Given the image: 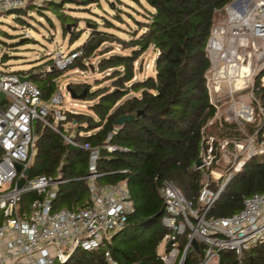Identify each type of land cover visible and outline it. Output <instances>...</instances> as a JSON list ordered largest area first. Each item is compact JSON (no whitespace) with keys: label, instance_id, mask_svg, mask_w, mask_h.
Returning <instances> with one entry per match:
<instances>
[{"label":"trees","instance_id":"16d2710c","mask_svg":"<svg viewBox=\"0 0 264 264\" xmlns=\"http://www.w3.org/2000/svg\"><path fill=\"white\" fill-rule=\"evenodd\" d=\"M99 1H32L25 8L5 13L16 15V20L21 23L31 12H37L51 22L47 16L50 12L59 20L63 34L72 36L70 41L74 44L80 37V33L75 35L74 30L78 28L79 18L67 14L66 9L75 11L84 7L87 10L88 5ZM134 1L145 5L147 11L145 22H136L141 34H135L134 39L127 42L113 33L99 30L94 22L91 24L93 33L76 49L82 51V56L70 66V69H86V61L101 56L99 73L106 74L104 81L111 80L112 87L92 91L89 84L71 86L77 94L87 90L85 101L95 102L89 106L93 114L68 113V121L78 130L76 146L40 121L35 122L36 154L29 176H48L65 181L59 185L53 200L55 210L84 207L90 198L86 179L90 174V155L93 149H97L96 168L101 175L98 184H125L134 204L127 226L113 237L109 245L114 259L118 264H163L158 259L157 250L168 230L162 225L166 208L161 190L166 181L172 182L185 199L198 206V196L205 183L203 172L195 169L194 164L209 148L208 123L215 116L206 89V74L210 67L206 44L211 28L226 16L224 8L233 0ZM110 6L114 9L113 5ZM117 19L122 21L120 17ZM105 25L107 29L113 27L109 21ZM114 43L131 52L112 53ZM150 48L157 53L156 74L138 81L136 63ZM8 59L5 54L2 62L6 63ZM54 64L52 60L37 69L43 71L47 65L52 68ZM17 73L28 74L30 81L42 90L45 101L57 92V80L63 74L58 69L46 70L43 76L35 72ZM262 77L264 70L254 80L253 93L262 108L263 118L258 125L245 124V131L255 137L257 146L264 145ZM125 116H131V119L118 126V120ZM221 125L225 131L236 129V125ZM85 144L90 150L82 148ZM260 193H264V153L250 157L232 175L206 218L238 212L245 197ZM42 198L36 192L27 193L22 198V207L27 210L31 203ZM196 260L193 253L188 254L186 264ZM241 263L264 264V241L244 251ZM63 264L108 262L103 250H77ZM219 264L238 263L233 252H222Z\"/></svg>","mask_w":264,"mask_h":264},{"label":"built area","instance_id":"2783aa9c","mask_svg":"<svg viewBox=\"0 0 264 264\" xmlns=\"http://www.w3.org/2000/svg\"><path fill=\"white\" fill-rule=\"evenodd\" d=\"M32 1L40 0H0V13L25 8ZM224 11L226 16L213 25L206 44L210 62L206 74L209 104L216 111V105L226 96L230 98L228 112L232 116L252 118L254 103L259 118H263L253 87L264 70V0H233ZM81 56L80 50L60 54L49 71L63 70ZM23 77L30 76L0 71V92L6 96L0 103V264H63L77 250H103L108 264H118L109 245L134 212L126 185L98 184L99 152L93 149L86 178L90 193L86 205L75 210L54 209L58 187L65 181L48 176L30 178L26 174L36 154L35 122L40 121L76 146V140L70 139L74 124L68 121V113L79 112L61 109L65 101L61 88L45 101L42 90L31 81L23 82ZM247 94L246 100L242 96ZM82 148L90 150L88 144ZM262 153L264 146L260 148L259 154ZM203 157L204 154L201 159L206 163ZM230 178L220 184L219 177L206 181L198 196V206L185 199L172 182L163 184L166 214L162 225L168 234L157 250L163 264H186L188 254L192 253L197 257L192 264H219L222 252H233L240 262L244 251L264 241V193L245 197L241 209L229 216L206 218ZM21 179L25 183L20 189ZM212 181L216 184L213 191L207 189ZM30 192L43 198L26 210L22 198Z\"/></svg>","mask_w":264,"mask_h":264},{"label":"rangeland","instance_id":"374dc122","mask_svg":"<svg viewBox=\"0 0 264 264\" xmlns=\"http://www.w3.org/2000/svg\"><path fill=\"white\" fill-rule=\"evenodd\" d=\"M142 2V1H141ZM113 5L114 9L110 6ZM145 6V5H144ZM137 4L134 0H100L99 3H93L86 7L77 8L75 11L66 9L67 14H71L78 19L75 35L80 33V37L74 44H71V35L65 36L61 24L57 17L52 13H47L51 22L46 17L40 16L37 12H31L24 17L23 22L19 23L16 15L0 13V71L7 72H34L38 75H44L46 70L51 66L47 65L43 71L37 69L43 64H47L55 59L58 55H68L78 47L82 46L90 34L93 33L92 25L96 22L99 30L115 34L118 38L127 42L134 39L135 34H141V29L136 22H145L147 11L145 7ZM120 17L122 21H119ZM113 24L110 29L106 28V22ZM90 22V23H89ZM5 33L7 35H5ZM112 53L129 54L130 49H123L119 44L114 43ZM7 54L9 59L6 63L2 62V57ZM110 54L106 55L108 57ZM157 53L150 48L136 63L138 69L136 80L142 81L149 76H154L155 59ZM101 56H95L86 61V69H70V66L61 70L63 74L58 78V89L64 94V104L61 107L63 111L76 110L79 113L93 114L90 110L91 105L95 102L85 100H75L68 94L66 87L76 84H89L92 91L102 87H112V81H104L105 73H99L98 62ZM74 64V63H73ZM72 64V65H73ZM55 70V69H54ZM140 70V71H139ZM262 84H264V79ZM103 82L98 85V82ZM261 82V81H260ZM224 90L221 91V96ZM236 96V98H240ZM246 100L247 95H243ZM6 96L0 92V103L5 100ZM229 97L223 96L222 100L216 105L214 118L208 123L209 135L207 144L212 151L210 159L204 154L206 163L199 168L203 172V181L217 180L223 183L228 177L238 172L243 163L254 154L259 155L260 148L264 145H255V137L248 135L245 131V124L260 123L258 109L253 103L254 114L252 118H235L228 112ZM77 104V107L74 105ZM83 106H86L83 108ZM222 123L236 125L233 131H225L221 126ZM72 134L76 128L73 125ZM238 134L237 136L235 134ZM235 143V145H234ZM207 163H210L207 165ZM238 169V170H237ZM225 188V187H224ZM243 255L238 264H242Z\"/></svg>","mask_w":264,"mask_h":264},{"label":"water","instance_id":"95a60500","mask_svg":"<svg viewBox=\"0 0 264 264\" xmlns=\"http://www.w3.org/2000/svg\"><path fill=\"white\" fill-rule=\"evenodd\" d=\"M21 80H22L23 82H24V81H30L31 78H30V77H23V78H21ZM66 90H67L68 94L71 96V98H73V99H75V100H85V97H86V95H87V90H84V92L81 93V94H77V93L71 88V86H69V85L66 87ZM130 119H131V116H125V117H122V118H120V119L118 120L117 125H118V126H122L126 121H128V120H130ZM77 131H78L77 128H75L74 131H73V133L70 135V139H71L72 141H75V140H76ZM201 166H202V159H201V157H199V158L196 160L195 164H194V168H195V169H198V168H200ZM26 174L29 175V174H30V170H28V171L26 172ZM24 183H25V179H21V180L19 181V183H18V188L21 189V188L24 186ZM215 186H216V184L212 181V182L207 186V189L213 191V190L215 189ZM192 245H193V247H194L195 249L197 248V243H196L194 240L192 241ZM140 264H143V263H140Z\"/></svg>","mask_w":264,"mask_h":264}]
</instances>
